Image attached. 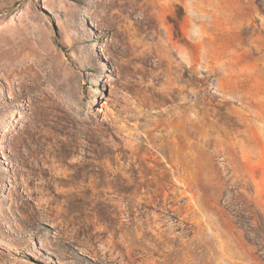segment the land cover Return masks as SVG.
Segmentation results:
<instances>
[{"label":"rangeland","instance_id":"obj_1","mask_svg":"<svg viewBox=\"0 0 264 264\" xmlns=\"http://www.w3.org/2000/svg\"><path fill=\"white\" fill-rule=\"evenodd\" d=\"M4 53L0 264H264V0H0Z\"/></svg>","mask_w":264,"mask_h":264},{"label":"bare ground","instance_id":"obj_2","mask_svg":"<svg viewBox=\"0 0 264 264\" xmlns=\"http://www.w3.org/2000/svg\"><path fill=\"white\" fill-rule=\"evenodd\" d=\"M2 48V47H1ZM13 57L10 56H6L5 53L0 55V69L8 64H13ZM16 64H20L21 65V69L20 70H24L29 67V64L26 63L25 59L23 57H21V59H17L16 60ZM32 115V114H31ZM33 118V117H31ZM30 119V117H29ZM29 121V120H28ZM35 121V119H34ZM32 217L34 218V215H32Z\"/></svg>","mask_w":264,"mask_h":264}]
</instances>
